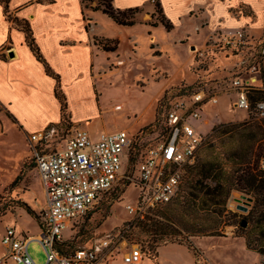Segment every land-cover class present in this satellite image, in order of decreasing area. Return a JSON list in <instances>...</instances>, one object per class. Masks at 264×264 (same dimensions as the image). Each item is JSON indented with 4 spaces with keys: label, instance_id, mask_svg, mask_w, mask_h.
<instances>
[{
    "label": "rangeland",
    "instance_id": "374dc122",
    "mask_svg": "<svg viewBox=\"0 0 264 264\" xmlns=\"http://www.w3.org/2000/svg\"><path fill=\"white\" fill-rule=\"evenodd\" d=\"M98 1H86L84 3L86 6L85 14L88 17L91 12L94 13L89 17L95 26L97 35L103 38L114 36L116 35V29L112 27V22L100 10L93 11ZM136 1L128 0L129 3ZM158 1H149L148 4L152 5L151 11L149 10L150 6L146 4L147 7L146 5L139 7L138 11L133 13L134 23H138L133 29L134 32L150 29L152 34L147 45L149 48L148 57L138 60V71L134 66L131 70H125L122 67L125 66L128 59L132 60L133 54L130 55L126 52L123 55L118 54L116 56L110 54L106 55L109 59L105 60L107 67L98 73L96 78L102 79L104 78L103 73L109 72L112 75V80L93 82L94 95L97 99L101 98L103 114L101 120L90 118L91 121L88 123L87 128L122 129L131 138L133 144H139L138 147L130 150V155L133 153L142 155L148 146L161 138L164 111L177 96L179 90L190 89V87L185 86L195 85L198 82L197 80L206 81L224 78L223 82H228V79L233 76L247 77L250 70L249 66L254 60L252 54L257 49L260 41L259 36L256 37L247 31L251 38L244 46L232 51L231 48L224 47V44L215 43L216 36L219 33L205 38L204 33L195 32V28L198 30L199 16L185 18L183 22L173 25L175 28L167 34L160 26L163 15ZM184 2L189 3L190 0H184ZM105 3L112 4L111 0H105ZM193 14L195 15V13ZM86 23L90 28V21L86 20ZM152 24H156L157 27H152ZM185 36H188V38ZM94 43L99 50L103 51V45L112 47L117 45L118 42L117 40L95 39ZM137 43L141 54L147 56V51L143 50L142 42L137 40ZM156 51L160 52L159 58L155 57ZM104 57L102 58L103 62L106 59ZM147 60L151 62V64L148 63V66ZM119 61H122L121 66L116 65ZM152 62H155L160 69H157ZM118 67H121L119 69L120 76L116 74ZM141 70L148 72V75L146 73L147 77L134 75ZM222 96L220 95V97ZM72 101L73 99L69 101V105L74 107ZM122 106L123 109L121 110ZM112 107L120 111H113ZM91 112L89 111V113ZM64 114L65 118L60 121L61 125L55 127L57 135L48 140V145L52 149L58 148L62 144V139L74 128L72 126L76 125L71 124L67 109ZM222 116L225 119L235 120L227 123H239L249 120L246 109H232L230 106L227 107L226 111H223ZM241 117H243L241 120H237ZM137 118L139 122L135 125L134 121ZM139 124L143 125L138 129ZM220 124L225 123L218 122L209 126L208 124L204 127L200 126L199 132H201L203 140L207 138L214 127ZM127 127L132 128L130 131L123 129ZM23 134L24 132L0 108V235L5 228L10 226H14L18 232L36 235L39 226L38 221L44 209L42 187L29 142L25 140ZM200 152L199 150L196 154L194 165L199 161V156L204 157V154ZM219 159H221V156ZM187 170L188 168L184 170L180 191L176 199L172 201V205L154 208L142 218L135 217L134 214L126 210L128 204L136 206L139 197L138 188L133 183L126 187L124 184H119L93 206L86 215L73 222L72 227H70L71 230L66 229L62 232V240L58 246L63 243L69 245L58 249L68 255L77 248L96 244L99 239L108 233L118 234V232H124L130 248L135 249L138 247L144 256L154 261L155 254L149 247L151 238L147 234L139 232V225H144L145 228L150 229L149 234L152 233L155 237L154 245L158 244L156 251L159 247L167 245L160 250V254L164 252L165 258L173 262H182L184 253L181 250L168 247L170 244L185 245L193 256L195 264H208L205 262V258L209 262H212L211 259L213 258L218 264H264V257L247 250L243 239L234 236V227H225L222 231V237L199 236L184 239L183 236L172 234L170 229L162 226L166 223H169L171 227L174 226L172 222L160 218L159 215L167 211L165 208L169 209L181 200ZM233 193L240 195L236 191ZM236 204V200L230 196L226 204L227 210L243 214L235 209ZM27 211L31 212L32 216ZM146 216L153 219L147 221ZM154 220L160 221L162 224H157ZM133 232L138 233L135 236L130 235ZM27 250L37 264L44 263V252L39 243L31 242ZM0 251H3L1 246ZM205 252L208 253V256L211 255L212 258H208ZM125 253V251L114 252L111 259H123ZM106 261L109 262V259H106Z\"/></svg>",
    "mask_w": 264,
    "mask_h": 264
},
{
    "label": "built area",
    "instance_id": "2783aa9c",
    "mask_svg": "<svg viewBox=\"0 0 264 264\" xmlns=\"http://www.w3.org/2000/svg\"><path fill=\"white\" fill-rule=\"evenodd\" d=\"M250 38L247 30L240 28L217 34L215 43L234 51ZM259 39L247 77L233 76L228 82L199 81L185 86L190 89L179 90L164 111L161 138L142 155L134 153V160L130 158L133 142L122 130L101 132L93 138L86 129L74 127L55 149L48 140L57 135L56 128L30 134L28 142L46 207L41 212L36 236L21 237L15 227L5 228L0 237L5 248L0 263L37 264L27 250L33 241L44 252L43 264H97L120 251L126 252L125 264L139 263L143 254L138 247L130 248L124 232L108 233L96 244L77 248L68 255L60 254L56 246L64 230H71L73 222L119 184L126 187L133 183L139 190L136 206L126 205L135 217L142 218L152 208L170 203L179 192L184 169L195 163L205 140L193 121L201 117L206 105H216L221 94L234 92L232 109H246L249 113L250 94L262 93L263 98L254 103V112L257 119L264 118V35Z\"/></svg>",
    "mask_w": 264,
    "mask_h": 264
},
{
    "label": "crops",
    "instance_id": "0c3cea01",
    "mask_svg": "<svg viewBox=\"0 0 264 264\" xmlns=\"http://www.w3.org/2000/svg\"><path fill=\"white\" fill-rule=\"evenodd\" d=\"M149 1L137 0L134 3H129L128 0H111L112 6L119 10L139 8L148 4ZM158 4L164 19L171 23L172 30L175 28L173 25L183 22L185 18L199 16L200 22L198 30L195 28V32L204 33L205 38L213 36L215 33H226L240 28H245L256 37L261 38L264 34V0H195L192 2L190 0L189 3L184 0H159ZM148 5L151 11L152 5ZM93 14L91 12L89 16ZM88 17L80 0H8L6 11L4 5L0 3V108L24 132L25 140L28 141V136L32 133L61 125V107L55 97L56 82H59V90L64 96L70 122L76 124L72 127L86 129L93 138H96L101 132L122 130L120 128H113V130L87 128L91 121L90 118L101 120L103 114L101 98L97 99L94 95L93 82L112 80V75L109 72L103 73L104 78L102 79L96 78L98 73L107 67L105 60L108 58L106 55L110 54L115 56L123 55L124 52L133 54L132 60L128 59V64L126 63L127 65L122 67L125 70H131L134 66L138 71V60L148 57L149 48L147 45L152 34L150 29L134 32L133 29L138 23L123 27L107 17L112 22V27L116 29V35L103 38L95 33V26ZM15 20L28 23L34 44L53 75L46 73L43 63L38 61L31 52L25 41V33L14 23ZM86 20L90 21V28ZM160 26L167 34L172 31L167 32L161 24ZM185 37L188 38V36ZM95 39L117 40L118 43L115 45V51L105 52L97 48L94 43ZM137 40L142 42L143 50L147 51V56L141 54ZM10 53L12 57H9ZM159 53L155 52L156 58L160 57ZM103 57L106 58L104 62L102 61ZM148 63L151 64L149 60H147V66ZM152 64L156 66L155 62ZM116 65L121 66L122 64ZM156 67L160 69L158 66ZM120 68L116 69V74L119 76ZM147 71L141 70L134 75L147 77ZM133 76L132 78L136 77ZM224 80L222 78L197 81L223 82ZM221 95L223 96H218L216 105H206L201 117L193 121L198 132L200 126L235 121L223 118L222 113L228 106L232 108L231 104L235 100L236 94L232 92ZM71 99H73L74 107L69 105ZM112 109L120 111L115 110L114 107ZM89 111L92 112L89 113ZM137 120L138 118L134 121L135 125L139 122ZM142 125L139 124L137 128L139 129ZM131 128L123 129L130 131ZM199 133L201 134V132ZM42 193L45 209L43 187ZM231 197L234 200H239L240 195L233 193ZM37 230L38 234L39 226ZM18 233L21 237L37 235ZM0 246L3 249L0 251V257H2L5 254V248L1 244ZM166 246L158 248L156 262L143 255L137 264H195L193 256L185 245H168V247H173L184 253L182 262L167 260L164 252L160 254V250ZM206 253L205 255L211 259L212 256H208ZM108 259L109 262L104 260L97 264H125L121 258ZM211 261L209 262L205 258V262L208 264H218L213 258ZM7 264L12 263L7 262Z\"/></svg>",
    "mask_w": 264,
    "mask_h": 264
},
{
    "label": "trees",
    "instance_id": "16d2710c",
    "mask_svg": "<svg viewBox=\"0 0 264 264\" xmlns=\"http://www.w3.org/2000/svg\"><path fill=\"white\" fill-rule=\"evenodd\" d=\"M80 1L85 8L86 1L94 0ZM7 2L8 0H0L5 11ZM98 10L115 24L129 27L134 25L133 13L137 12L138 8L119 10L115 9L112 4H106L105 0H99L93 11ZM14 23L25 33L26 44L36 59L43 63L46 73L53 75L34 44L28 23L18 20ZM160 24L167 32L172 30L171 23L164 17ZM151 26L157 25L152 24ZM115 48V45L102 46L105 52H113ZM55 97L60 103L61 120L63 121L67 106L59 90V82H56ZM262 98L263 94L260 92L250 94L252 107L248 113L249 120L220 124L212 129L199 149L204 157L199 156L197 164L186 167L188 170L181 200L173 207L165 208L167 211L159 215L160 218L172 222L174 226H169V223L162 224L157 220H154L155 223L162 224L166 229H170L172 234L183 236L184 239L199 236L222 237L225 227H234V236L243 239L245 248L264 257V118L257 119L254 112V103ZM138 146L137 143L132 144V148ZM220 156L221 159H219ZM130 158L134 160V153ZM182 180L183 175L180 185ZM234 191L251 200L247 213L238 214L227 210L226 204ZM172 201L161 206L172 205ZM158 207L160 206L155 208ZM27 213L32 216L31 212L27 211ZM145 219L150 221L153 218L146 216ZM139 227L140 233H145L151 238L149 247L157 259L158 244L154 245L155 237L152 233L149 234L151 232L149 228H145L144 225H139ZM137 233L133 232L130 235L135 236ZM65 245L69 244L63 243L56 246L60 254L65 255L58 249ZM155 259L154 262H156Z\"/></svg>",
    "mask_w": 264,
    "mask_h": 264
},
{
    "label": "water",
    "instance_id": "95a60500",
    "mask_svg": "<svg viewBox=\"0 0 264 264\" xmlns=\"http://www.w3.org/2000/svg\"><path fill=\"white\" fill-rule=\"evenodd\" d=\"M9 57H12V54H9ZM237 204L235 209L241 211L242 213H247L251 204V200L243 195H240L239 200H236Z\"/></svg>",
    "mask_w": 264,
    "mask_h": 264
},
{
    "label": "bare ground",
    "instance_id": "6f19581e",
    "mask_svg": "<svg viewBox=\"0 0 264 264\" xmlns=\"http://www.w3.org/2000/svg\"><path fill=\"white\" fill-rule=\"evenodd\" d=\"M142 258V257H141ZM141 261V260H140Z\"/></svg>",
    "mask_w": 264,
    "mask_h": 264
}]
</instances>
